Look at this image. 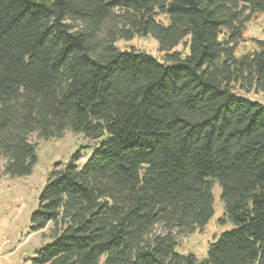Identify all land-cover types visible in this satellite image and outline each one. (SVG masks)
Returning <instances> with one entry per match:
<instances>
[{
    "label": "trees",
    "instance_id": "16d2710c",
    "mask_svg": "<svg viewBox=\"0 0 264 264\" xmlns=\"http://www.w3.org/2000/svg\"><path fill=\"white\" fill-rule=\"evenodd\" d=\"M258 13L264 0H0L4 173H32L33 133L99 144L49 172L31 230L52 223L51 241L31 264H264V104L238 92H264V29L236 55ZM136 36L163 61L117 46ZM214 182L234 226L204 258L180 254L214 216Z\"/></svg>",
    "mask_w": 264,
    "mask_h": 264
},
{
    "label": "rangeland",
    "instance_id": "374dc122",
    "mask_svg": "<svg viewBox=\"0 0 264 264\" xmlns=\"http://www.w3.org/2000/svg\"><path fill=\"white\" fill-rule=\"evenodd\" d=\"M159 19L167 23L164 15ZM264 13H258L247 23L242 40L236 47V55H242L256 48L255 40L263 37ZM117 46L121 49L134 47L139 51L152 54L163 61L164 52L152 36H136L131 41L119 40ZM176 50L187 52L184 45ZM240 95L249 97L264 104V92L251 91ZM30 140L37 145V163L32 173L26 176H10L3 171V161L0 163V264H31L37 251L44 248L51 241L50 223L42 231L31 230V215L38 208L39 195L45 186L49 172L55 163H66L72 155L81 151L83 158L90 156L98 147V142L89 140L83 133L66 130L61 137L42 139L37 133L30 136ZM214 216L201 230L187 235H179L176 251L180 254L194 253L198 258L206 256L207 247L222 232L233 228L228 222L220 224L219 218L224 217V205L221 201V188L217 182L213 186ZM158 225L155 232H162Z\"/></svg>",
    "mask_w": 264,
    "mask_h": 264
}]
</instances>
